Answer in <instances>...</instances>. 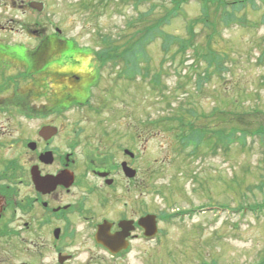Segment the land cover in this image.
Here are the masks:
<instances>
[{"label": "rangeland", "instance_id": "1", "mask_svg": "<svg viewBox=\"0 0 264 264\" xmlns=\"http://www.w3.org/2000/svg\"><path fill=\"white\" fill-rule=\"evenodd\" d=\"M30 1L0 0V38L5 42L29 46L37 36L29 33L31 28L51 32L58 26L80 47L89 48L91 57L107 61L98 67L100 109L76 112V118L111 123L109 130H124L126 123L149 125L145 202L149 212L162 215L158 232L145 243L135 242L134 250L123 258L96 249V264H264V140L250 136L246 146L229 147L214 142L194 153L183 147L174 130L163 128L164 122L193 120L191 113L196 111L212 115V121L219 114L227 133L240 131L244 127L236 122L239 116L233 117L237 109L247 111L243 115L263 127L264 1L255 0L237 11L240 19L229 27L221 24L223 9L217 0L184 1L168 24L160 19L177 0H35L44 3L42 11L29 7ZM206 13L218 22V33L201 22ZM149 25L160 26V32L141 45L130 67H125L123 55L106 56L108 51L124 54L138 45L140 29ZM187 39L204 50L211 45L222 56L223 78L211 77L198 86V72L204 69L196 63L203 57L197 56L195 46L181 51L180 41ZM141 73H161L160 88L138 78ZM234 98L240 100L235 107L221 102ZM133 126L135 137L141 129ZM242 206L250 207L239 209ZM175 211L184 214L164 220L166 213Z\"/></svg>", "mask_w": 264, "mask_h": 264}, {"label": "flooded vegetation", "instance_id": "2", "mask_svg": "<svg viewBox=\"0 0 264 264\" xmlns=\"http://www.w3.org/2000/svg\"><path fill=\"white\" fill-rule=\"evenodd\" d=\"M31 29L29 46L0 38V264L126 257L149 240V125L77 119L100 109L101 61L57 27Z\"/></svg>", "mask_w": 264, "mask_h": 264}, {"label": "trees", "instance_id": "3", "mask_svg": "<svg viewBox=\"0 0 264 264\" xmlns=\"http://www.w3.org/2000/svg\"><path fill=\"white\" fill-rule=\"evenodd\" d=\"M184 1L187 0H177L176 5L173 7V9L170 12H167L166 15L160 20H162L164 23L167 24L170 21H172L171 15L177 14L178 10L182 7ZM211 1L213 4L216 3V0H211ZM217 1L221 6V9H223V16L220 18L221 24L226 25V27H229L232 23H234V21L238 20L239 17L237 16L236 13L237 11L242 9L243 5L236 6L235 5L236 3H232L231 5H229L230 7L229 9L227 2H225L224 0H217ZM243 4H245V2H243ZM208 9H209V5L206 4V8H204V10L205 11L207 10L208 12ZM210 18H211L210 14L206 13L200 20L204 24L205 28L211 30L212 32L214 30V32L218 33V29H216L218 26V22L213 21L215 19L212 18L210 19ZM159 28L160 26L154 28L151 25L142 27L138 33V34H142V36L138 40V45L135 44L133 45V47H129L128 49H125L124 54H120L119 50H114V54L110 55L108 51L107 55L106 54L105 55L108 57L110 56L112 57L113 55L114 57H120L119 55H123L126 61L125 67H130L136 61L135 58H137V53L143 49V46L141 45H145L147 42H150L152 38L156 37L155 32H160ZM108 41L110 40L108 39ZM133 43H136L135 39L133 40ZM180 45L184 46V48L181 49V51L184 50L185 52L188 49L189 45L190 47L195 46L192 39L182 40L180 41ZM195 48H196L195 53L197 54V56L201 58L203 57L201 60H198V62L196 63L198 64L197 68L201 66L204 69L203 71L198 72L199 77L201 78V81L199 82L198 86H201L203 82L206 80L210 81L211 77L223 78L222 76L224 71H226V66L223 64L222 56L220 54H217L213 50L211 45H209L206 50H204L203 48H197V46H195ZM132 60L134 61L132 62ZM202 61H205L206 64H202ZM148 74L146 75L150 77L149 83L153 88H157L161 86V82H162L161 73L159 74L155 73L153 76ZM141 75L143 74L141 73ZM221 102L224 103L225 105H228L230 108V106L235 107V105H237V103L240 102V100L237 98L230 99L227 102L228 104L226 103L225 100H221ZM234 111L236 112H234L233 114L236 115H234L233 117L239 116L236 122L241 124L244 128L240 129V131L235 130V132L232 133L229 132L230 134L222 130L223 127L222 118H220L219 114L216 115V118H213L216 119V121H212V115L208 116L205 114H199L196 111L191 113L193 114L192 115L193 120L185 122V120L181 118L179 119V121H173V123L164 122L163 124L165 127L163 126V128H165L166 130L168 129L174 130L175 131L174 135L178 137V140L181 142L183 147L186 149H191L192 152L194 153L198 151L200 146L206 144H209L210 146L214 142L217 145L229 147L230 145H235V144L246 146L247 138L250 136L259 137L261 140H264V125L262 127L261 126L262 124L254 123L250 118L243 115V114L248 115L249 113L247 111L241 112L238 111V109ZM174 120H177V117ZM209 120H211V122ZM219 124L220 126H216ZM257 124L259 126H257ZM236 131L237 132L239 131V133H236ZM234 133L241 135L236 136L234 135Z\"/></svg>", "mask_w": 264, "mask_h": 264}, {"label": "water", "instance_id": "4", "mask_svg": "<svg viewBox=\"0 0 264 264\" xmlns=\"http://www.w3.org/2000/svg\"><path fill=\"white\" fill-rule=\"evenodd\" d=\"M32 5L38 9H42L43 5L42 3L33 2ZM129 170V169H128ZM144 220V225L147 229V233L151 236L154 235L157 232L156 228V220L154 215H149ZM102 240L107 243V239L102 236Z\"/></svg>", "mask_w": 264, "mask_h": 264}]
</instances>
